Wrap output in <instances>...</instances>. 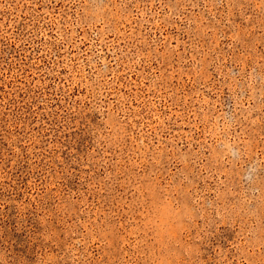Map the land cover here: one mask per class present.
Listing matches in <instances>:
<instances>
[{"label": "rangeland", "instance_id": "374dc122", "mask_svg": "<svg viewBox=\"0 0 264 264\" xmlns=\"http://www.w3.org/2000/svg\"><path fill=\"white\" fill-rule=\"evenodd\" d=\"M110 117L126 133L113 145ZM225 120L264 160V17L247 0H0V250L146 264L145 178L238 191L211 162ZM212 220L189 234L199 264L264 257L246 245L256 220Z\"/></svg>", "mask_w": 264, "mask_h": 264}, {"label": "clouds", "instance_id": "9594fccd", "mask_svg": "<svg viewBox=\"0 0 264 264\" xmlns=\"http://www.w3.org/2000/svg\"><path fill=\"white\" fill-rule=\"evenodd\" d=\"M261 17H264V0H247ZM101 9L93 5L92 11ZM231 123L225 120L218 129L217 145L211 156L214 165H227L225 174L232 178L238 189L228 198L227 193L217 191L215 199L203 200L192 191L191 182L186 178L180 182H166L147 177L138 185L140 197L135 206L140 213L137 228L153 241V254L146 264H199L197 249L190 243L189 234L205 233L212 224L214 211L221 212L224 219H234L245 214L257 222L248 230L246 245L249 250L256 246L264 248V160H253L246 148L228 140ZM107 135L101 139L109 145L119 143L126 133L114 118H109ZM185 164V158L177 157ZM187 256V258H185ZM0 264H27L21 257L12 259L0 250ZM33 264H58L57 257L42 253L35 257ZM251 264H264V257Z\"/></svg>", "mask_w": 264, "mask_h": 264}]
</instances>
